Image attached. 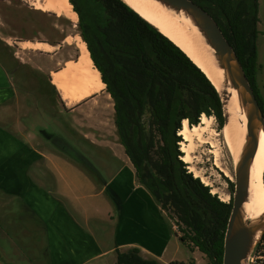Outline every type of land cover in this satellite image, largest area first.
Segmentation results:
<instances>
[{
  "label": "crops",
  "instance_id": "crops-1",
  "mask_svg": "<svg viewBox=\"0 0 264 264\" xmlns=\"http://www.w3.org/2000/svg\"><path fill=\"white\" fill-rule=\"evenodd\" d=\"M35 41L40 40L29 42ZM50 47L18 45L12 53L6 47L0 52V205L5 199L14 201L13 197L20 201L17 214L7 204V215L2 217L6 229L13 231L10 225L16 221L25 223L31 229L28 236L32 241L33 233L38 236L33 229H39L46 244L44 264H92L98 260L113 264L115 261L110 263L105 258L114 254L116 260L117 251L132 247L144 258L168 263L172 256L168 261L164 257L173 237L182 241L174 236L164 212L136 180L134 166L118 140L107 90L102 88L68 102L57 87L59 112L69 111L81 126L73 143L58 133L39 129L45 118L41 124L34 123L41 113L46 116V110L33 99L32 88L22 87L26 82L22 72L47 70L46 74L52 73V83L53 74L64 69L70 59H55L54 48L58 47ZM32 108L30 131L23 119ZM85 146L93 151L86 152ZM87 157L101 160L95 165ZM114 160L120 164L113 165ZM91 173L100 176L95 180ZM8 231L0 227V264H18L21 251L13 245ZM6 247L15 253L11 256ZM28 250L33 254L32 245ZM27 262L33 264L30 259Z\"/></svg>",
  "mask_w": 264,
  "mask_h": 264
},
{
  "label": "trees",
  "instance_id": "trees-1",
  "mask_svg": "<svg viewBox=\"0 0 264 264\" xmlns=\"http://www.w3.org/2000/svg\"><path fill=\"white\" fill-rule=\"evenodd\" d=\"M193 1L211 14L233 47L264 114L256 86L258 0ZM69 2L79 16V34L113 100L116 133L137 182L163 212L175 216L181 241L198 248L210 264H222L232 196L221 200L188 171L180 159L178 134L184 119L192 126L203 114L213 115L223 126L218 91L176 43L126 1ZM91 176L97 180L99 175ZM226 180L233 188V181ZM256 250L258 258L250 264H264V232ZM116 264L160 262L144 258L132 247L117 251Z\"/></svg>",
  "mask_w": 264,
  "mask_h": 264
},
{
  "label": "rangeland",
  "instance_id": "rangeland-1",
  "mask_svg": "<svg viewBox=\"0 0 264 264\" xmlns=\"http://www.w3.org/2000/svg\"><path fill=\"white\" fill-rule=\"evenodd\" d=\"M32 3L33 0H0V43H2L0 44V52L2 47H6L7 52L9 51L10 53H12L18 45H22L26 48L33 47V44L26 45L23 44V42H18L26 39L29 41L38 39L47 42L49 45L51 44L58 47L54 48L55 59H61L64 57L72 60L76 59L79 52L76 42H84V40L79 34V16L74 11L72 4L69 2L72 11L75 13L74 19L67 18L64 15L52 11H42L35 8ZM257 30L256 46L258 58L256 86L260 96L264 100V0H258ZM84 44L87 48L85 42ZM47 72V70L45 72H36L33 70V74H31L25 69L22 72V77L26 79V82L22 83V87L32 88L34 92L33 99L36 98L39 104L43 105L46 110V116L44 114L42 117L41 113L38 115L39 117H35L34 123L41 124L42 119L45 118L43 123L39 126V129H44L48 134L56 136L60 134V136L65 137L70 143H73V140L75 139L74 137L79 135L77 128L81 129V126L74 121L69 111L66 112L65 110H61L59 112L58 109L60 108L57 106L59 92L57 86L50 81L52 73L49 75L46 74ZM103 89L106 91L105 84ZM33 102L35 101H32V103ZM223 111L225 112L224 108ZM203 116L208 119L206 123H201ZM23 120L25 126L30 131H33V108L31 111H26ZM83 122L86 121L83 120ZM73 123L76 127L72 125ZM195 125H200L201 132L199 135H193L190 140L185 141L182 135L179 134L181 137L179 150L182 154L180 159L186 163V168L193 174V176L199 177L202 183L209 186L212 193L218 195L221 200L228 201L230 197L233 196L234 187H229L226 178L232 181L234 180V159L227 146L226 140L224 139L225 136L222 130L223 126H219L218 120L213 115L207 116L205 114L200 117L199 123ZM188 126L192 127L193 125ZM82 128L84 127L82 126ZM182 144H184L187 151H189L187 152L190 156L189 161L182 159V157L185 156V151L181 150ZM85 150L86 152L93 151L87 146H85ZM87 158L92 162L94 161L95 165L101 160V158ZM112 162L115 166L120 164L117 160ZM13 199L14 201L11 202L8 199H5L4 203H1L0 205V227L7 231L6 219L2 220L3 214L7 215L6 212H4L7 204L11 209H15L16 214L20 209V201L15 197H13ZM164 214L172 228L174 236L177 235L179 238L182 232L177 219L170 211L165 210ZM20 224L23 225L22 222L17 221L12 223L10 226L14 229L13 231H8L13 245L17 246L21 251L20 258L22 259H18V264H27L28 259H30L33 264H44L42 261L45 259V255L43 254H45L46 251V244L44 240L42 242L41 235H39L41 234V231H39V229H33L34 232L37 231L38 236L36 237V234L33 233V237L35 238H33L32 241L30 236H28L30 235L29 230L31 229L27 228L28 226L25 227L24 225L27 224L24 223L23 227L25 229L21 230ZM183 243V241L180 243L175 237H173L172 242L167 248L166 257H164V261H168L169 256H172V260L166 264H210L209 258L198 248L188 242H186V244ZM31 245L33 246V254L28 250ZM5 249L11 256L15 253L14 250L9 252L8 250L10 248L8 247ZM257 254L258 251L253 249L249 257V262L255 261L258 258ZM105 261L110 263L115 261L113 264H116L115 255L110 254L105 258ZM102 262L103 260L101 262L98 260L92 264H100Z\"/></svg>",
  "mask_w": 264,
  "mask_h": 264
},
{
  "label": "bare ground",
  "instance_id": "bare-ground-1",
  "mask_svg": "<svg viewBox=\"0 0 264 264\" xmlns=\"http://www.w3.org/2000/svg\"><path fill=\"white\" fill-rule=\"evenodd\" d=\"M124 1L176 43L204 71L217 89L221 92L226 89L228 95L224 106L227 117L222 130L232 157L237 158L246 134V116L237 100L235 90L229 84L225 88L224 71L218 66L201 32L182 10L178 12L157 0ZM32 4L42 11H52L67 18H75L69 0H33ZM23 44H33V47L38 49L51 48L48 43L41 41H26ZM76 46L79 51L77 59L75 61L70 59L64 69L53 74L54 84L61 90L63 98L68 102L91 92L100 91L104 86L84 42L78 41ZM207 121L208 119L203 116L201 123ZM200 125L189 127L184 119L178 134L182 135L185 141L190 140L193 135L200 134ZM181 150L185 151L182 159L189 161L190 156L187 154L189 151L184 144ZM243 208L247 219H256L264 211V133L262 131L250 167L248 196Z\"/></svg>",
  "mask_w": 264,
  "mask_h": 264
},
{
  "label": "water",
  "instance_id": "water-1",
  "mask_svg": "<svg viewBox=\"0 0 264 264\" xmlns=\"http://www.w3.org/2000/svg\"><path fill=\"white\" fill-rule=\"evenodd\" d=\"M157 1L178 12L184 11L191 19L211 48L218 66L224 71L225 88L229 84L235 90L237 100L245 113V138L237 158H233L234 192L224 232L222 264H250V254L253 249H256L264 232V211L256 219H247L243 206L248 196L250 167L257 150L260 133L261 131L264 133V114L237 54L211 14L193 0ZM216 90L225 109L228 93L226 89L222 92L217 88ZM223 117L225 122L226 111Z\"/></svg>",
  "mask_w": 264,
  "mask_h": 264
},
{
  "label": "flooded vegetation",
  "instance_id": "flooded-vegetation-1",
  "mask_svg": "<svg viewBox=\"0 0 264 264\" xmlns=\"http://www.w3.org/2000/svg\"><path fill=\"white\" fill-rule=\"evenodd\" d=\"M78 15V14H77ZM100 73V72H99ZM101 78V77H100ZM102 80V79H101ZM104 83V82H103Z\"/></svg>",
  "mask_w": 264,
  "mask_h": 264
}]
</instances>
